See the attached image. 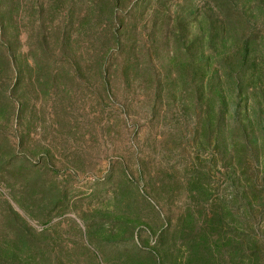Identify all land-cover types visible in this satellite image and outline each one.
<instances>
[{
    "label": "rangeland",
    "instance_id": "obj_1",
    "mask_svg": "<svg viewBox=\"0 0 264 264\" xmlns=\"http://www.w3.org/2000/svg\"><path fill=\"white\" fill-rule=\"evenodd\" d=\"M0 264H264V0H0Z\"/></svg>",
    "mask_w": 264,
    "mask_h": 264
}]
</instances>
